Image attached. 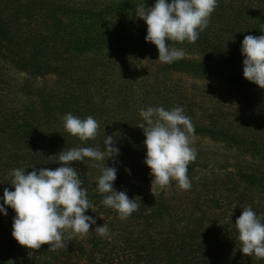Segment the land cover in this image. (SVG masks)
Wrapping results in <instances>:
<instances>
[{
  "label": "trees",
  "instance_id": "obj_1",
  "mask_svg": "<svg viewBox=\"0 0 264 264\" xmlns=\"http://www.w3.org/2000/svg\"><path fill=\"white\" fill-rule=\"evenodd\" d=\"M154 3L155 0H147L145 7ZM134 5L142 6V2L137 0ZM77 6L61 7L52 0H0V58L34 77L56 78L50 86L45 84L33 92L24 86L22 93L28 99L18 109L0 107V197L5 188L14 191V169L23 168L25 174L32 167L55 169L60 166L57 155L62 150L97 146L103 150L106 135L113 136L122 154L146 150L143 131L136 127L141 122L137 82L125 67L106 58L116 54L158 56V50L145 42L146 27L122 30L105 19L108 8L93 17L90 11L79 12ZM131 6V1L123 0L114 11ZM65 13L71 17L65 18ZM24 17L44 18L46 25L26 36L20 24ZM261 30L264 0H218L207 29L195 43L166 42L170 47L198 52L203 57L195 65L176 61L166 65V69L188 70L224 82L244 94L241 118L245 124L239 123L238 127L213 122L194 128V135L205 134L237 154L261 163L250 170L236 166L235 171L228 173L229 179L244 185L245 191L238 193L230 205L233 207L223 209L229 218L227 222L217 227L213 218L194 221L172 205L170 199L118 180L114 188L125 191L139 204L137 211L121 220L115 210L103 205V196L96 191L100 172H87L83 166L91 160L86 158L72 166L78 169L82 186L94 205V212L85 213L97 220L90 233L66 238V250L49 251L47 244L30 250L12 237L15 212L7 208V216L0 214L3 264H264V259L245 256L240 251L234 225L242 207L250 206L264 216V89L243 77L244 57L240 52L243 38L264 35ZM67 113L80 119L94 117L99 123L95 140L80 141L66 132L61 118ZM194 165L189 163L188 170ZM134 166L137 175L138 162ZM104 223L110 235L101 238L93 231Z\"/></svg>",
  "mask_w": 264,
  "mask_h": 264
},
{
  "label": "clouds",
  "instance_id": "obj_2",
  "mask_svg": "<svg viewBox=\"0 0 264 264\" xmlns=\"http://www.w3.org/2000/svg\"><path fill=\"white\" fill-rule=\"evenodd\" d=\"M218 0H155L153 6L145 3L138 8V16L147 25L145 42H150L158 50V61L172 64L185 57L183 49L170 47L171 42L195 43L200 33L207 29ZM264 32V30H261ZM170 42V43H166ZM243 59V77L264 89V35H246L240 47ZM141 122L136 127L142 129L146 149L144 164L150 169L151 189L164 190L173 182L181 190H190L191 180L188 165L194 162L197 151L192 147L194 126L180 106L166 110L164 107L148 106L139 111ZM64 130L80 141L95 140L99 123L94 117L80 119L71 113L61 118ZM113 136L106 135L103 150L97 147H74L62 150L57 156L59 167L36 168L25 174V169L17 168L11 173L14 191L5 188L0 197V214L7 216V208L14 210L12 237L19 245L30 250L49 245V251L67 247L66 238L90 233L97 224L96 218L85 213L94 205L83 188L82 180L73 162L87 158L93 161L100 175L96 177V191L103 196L102 203L115 210L121 220L127 219L138 210L139 204L130 199L125 191H117L120 149ZM111 159L114 166L105 161ZM131 174V170H126ZM242 214L236 219L240 251L245 256L264 259V217L250 206L242 207ZM94 212V211H93ZM101 238L110 235L106 223L94 231Z\"/></svg>",
  "mask_w": 264,
  "mask_h": 264
},
{
  "label": "rangeland",
  "instance_id": "obj_3",
  "mask_svg": "<svg viewBox=\"0 0 264 264\" xmlns=\"http://www.w3.org/2000/svg\"><path fill=\"white\" fill-rule=\"evenodd\" d=\"M45 1L49 3L50 0ZM52 1L61 7L66 4H78L77 10L79 12L90 11V15L93 17L100 10L108 8L105 12V19L109 20L114 27L122 30L139 26L147 28L145 22L137 17L138 8L140 7L134 5L137 0H128L132 2V6L122 8L116 12L114 7L118 6L123 0ZM139 1L142 2V5L147 2V0ZM85 5L87 6L86 9L84 8ZM95 5L96 8H92ZM70 8H66V10L73 11ZM133 9L135 10L134 13L132 12ZM64 16L65 18L71 17L66 13ZM44 21V18L31 20H28L27 17L22 18L20 20L22 32L28 36L32 30L44 27L46 25ZM174 48L183 49L181 47ZM183 50L185 51V57L179 61L193 65L202 62L203 57L200 53ZM102 57H105V55ZM106 59L117 61L125 67L131 78L133 77L136 80L135 91L140 99L138 102L140 110L148 106L164 107L166 110L180 106L196 129L211 125L213 122L218 123V125L237 124L238 127L245 124V121L241 118L245 100L240 89L216 79L194 74L188 70L166 69L165 66L168 64L159 62L157 60L158 56L140 57L138 55L121 56L116 54L109 55ZM114 75L116 74L114 73ZM54 79L56 78L52 76L34 77L18 70L10 62L0 58V107L8 110L18 109L28 99L22 93L24 86L27 91L33 92L37 87L45 84L50 86ZM192 140V147L196 149L197 157L194 162H191L195 164L194 168L188 170L187 173L192 183L190 190L179 189L175 186V182L164 190L156 187L151 189L153 178L150 176V169L144 164L146 150L142 149H137L132 153H120L118 162L115 164L118 168L116 181L125 180L129 185H135L145 193L161 195L165 199H170L172 205L177 206L180 212L189 214L194 221L206 220V217L208 219L213 218L217 221V227H219L223 225V221L227 222L229 219L224 215L225 211L223 209L233 207L230 206L231 203H233L238 193L244 190V185L239 182L235 183L233 179L230 180L228 173L235 171L236 166L250 170L260 166L261 163L253 157L237 154L227 148L223 142L212 140L205 134H196L192 137ZM137 162L139 168L136 175L134 163ZM93 163L91 161L83 166L90 174L99 171L92 166ZM106 163L110 167L114 166L111 159L105 161L104 166H106ZM128 169L131 170L130 175L126 171ZM214 181H217V183L214 184ZM222 184H225V186ZM203 222L206 225V221ZM0 264H3L1 251Z\"/></svg>",
  "mask_w": 264,
  "mask_h": 264
}]
</instances>
